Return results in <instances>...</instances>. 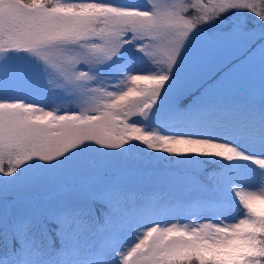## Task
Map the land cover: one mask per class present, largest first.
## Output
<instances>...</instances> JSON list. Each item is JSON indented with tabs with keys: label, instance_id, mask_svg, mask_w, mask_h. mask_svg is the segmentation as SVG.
Wrapping results in <instances>:
<instances>
[{
	"label": "snow or ice",
	"instance_id": "snow-or-ice-1",
	"mask_svg": "<svg viewBox=\"0 0 264 264\" xmlns=\"http://www.w3.org/2000/svg\"><path fill=\"white\" fill-rule=\"evenodd\" d=\"M144 3L0 0V264H264V191L159 222L264 180V0Z\"/></svg>",
	"mask_w": 264,
	"mask_h": 264
},
{
	"label": "rangeland",
	"instance_id": "rangeland-1",
	"mask_svg": "<svg viewBox=\"0 0 264 264\" xmlns=\"http://www.w3.org/2000/svg\"><path fill=\"white\" fill-rule=\"evenodd\" d=\"M113 3H122L124 0H111ZM131 3L136 6L146 7L144 0H130ZM160 2V0H157ZM207 2V0H205ZM197 13L193 12L192 15H196ZM229 16L232 14L229 13ZM251 19V18H250ZM147 42V41H145ZM125 49L130 52H135L133 48L128 45H125ZM23 58L22 62L27 61L26 54H18ZM51 63L56 62V58L53 57ZM148 68L147 62L143 59L141 55L138 53L135 54L132 62V70L133 71H141L146 70ZM127 85H122V87H126ZM54 87H60L59 85H54ZM111 90V87L109 88ZM21 94L24 98L35 99L36 101L47 103L50 110L62 112L63 110H67L69 107V101L60 99L56 96H48V93L43 89L42 85H37L30 89H22ZM66 95V94H64ZM72 108L75 111L79 110V105L75 102H72ZM253 167L258 168V166L253 165ZM249 183L252 185L251 187L244 188L239 186H233L231 194L228 196L226 200L218 199L216 201L215 207L210 209H202V208H188L182 212H176L169 214L166 219H161L159 222L162 225H167L171 222H181L183 224L188 225L189 227L195 226L196 224L203 222L205 219H209L212 221H216L218 216L223 214L225 220H238L242 216V208L239 206V199L236 196L237 192H249V191H264V188H261L260 185L264 183V180L258 177H252ZM198 217L199 219H196ZM151 220H144L141 223L149 224ZM144 229H139L137 231L142 232ZM124 240L126 242L125 246L130 247L134 242V233H128L125 235Z\"/></svg>",
	"mask_w": 264,
	"mask_h": 264
}]
</instances>
